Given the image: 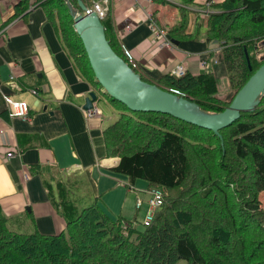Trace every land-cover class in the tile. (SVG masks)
Here are the masks:
<instances>
[{"label":"trees","instance_id":"trees-1","mask_svg":"<svg viewBox=\"0 0 264 264\" xmlns=\"http://www.w3.org/2000/svg\"><path fill=\"white\" fill-rule=\"evenodd\" d=\"M30 1L20 0L21 7L27 9ZM69 1L78 8L77 0ZM80 1L90 7L96 0ZM152 1L179 8L182 17L169 33L171 40L220 45L234 93L264 63V0L204 6L207 17L197 14L190 34L189 8L195 0ZM32 3L44 9L65 50L95 83L64 0ZM109 15L101 21L106 40L124 59ZM205 64L196 75L168 74L157 83L141 79L179 91L206 113H220L233 98L229 102L217 98V79L209 62ZM108 99L120 112L102 132L106 155L119 158L109 170L127 177L131 186L141 180L147 190L164 191V203L153 222L137 231L121 217L112 221L96 202L77 213L65 198V193L73 194L65 188L69 179L58 178V192L49 182L44 187L49 200L61 208L64 230L55 235L16 233L0 207V264H264V209L258 201L264 192V95L253 112L242 113L219 131L222 142L210 130L162 113L132 112Z\"/></svg>","mask_w":264,"mask_h":264},{"label":"crops","instance_id":"crops-1","mask_svg":"<svg viewBox=\"0 0 264 264\" xmlns=\"http://www.w3.org/2000/svg\"><path fill=\"white\" fill-rule=\"evenodd\" d=\"M204 2L195 0L189 8L186 33L193 31L197 14L206 12ZM25 7L20 0H0V128L4 130L0 136V207L16 233L35 230L55 235L64 230L66 221L61 208L47 197L44 182L58 192L55 175L63 179L84 176L87 184L74 179L73 186L91 190L100 199L99 193L109 189L104 181L117 174L109 169L119 158L106 155L102 117L87 120L81 110L89 93H99L97 81L92 82L65 50L44 9L32 0ZM165 7L152 0H109L117 40L129 49L142 77L156 83L176 65L196 75L208 61L218 82L217 98L227 102L231 90L219 44L189 40L175 45L169 33L179 26L182 16L164 13ZM156 29L166 32L175 50L161 45ZM222 78L226 79L225 92L220 93ZM7 98L26 103V119L9 117ZM9 152L15 156L8 158Z\"/></svg>","mask_w":264,"mask_h":264},{"label":"water","instance_id":"water-1","mask_svg":"<svg viewBox=\"0 0 264 264\" xmlns=\"http://www.w3.org/2000/svg\"><path fill=\"white\" fill-rule=\"evenodd\" d=\"M64 3L74 21L73 29L81 41L88 64L103 95L121 103L128 110L162 113L210 130L221 139L220 130L232 125L242 113L253 112L259 106L260 98L264 95V63L235 93L228 107L220 113L209 114L193 101L166 91L154 83L143 81L140 74L113 52L106 40L101 21L95 14L82 16L85 6L80 0H77L78 8L69 0H64ZM173 43L177 45V42ZM96 100L97 95L89 93L84 109H90Z\"/></svg>","mask_w":264,"mask_h":264},{"label":"rangeland","instance_id":"rangeland-1","mask_svg":"<svg viewBox=\"0 0 264 264\" xmlns=\"http://www.w3.org/2000/svg\"><path fill=\"white\" fill-rule=\"evenodd\" d=\"M171 11L176 13V18L179 17V8L167 4L164 13L168 14ZM175 49L176 48L174 45V50ZM225 80V78H222L219 81L220 93L224 91V83L226 82ZM97 94H99V96L96 102V107L101 111L103 128L105 129L108 125L113 124L118 119L120 112L111 104L107 96H104L103 93L101 94L97 92ZM234 94V91L231 90L229 96L227 97V102H229V100L234 97ZM58 178L60 177L58 176ZM73 178L76 179V177ZM60 179H62L64 182L69 179V183L67 186H65V188L69 191H72L73 194L69 193L67 196H65V198H68L72 205L76 206L80 210L96 202L98 208L112 221H116L117 218L121 217L125 220H128L132 227L137 231H143L145 229L143 222L145 219V212L148 207L145 202L148 200L149 195L147 193V184L144 181L139 180L135 185H133V187H131L127 177L123 176L122 174H111V179L104 181L109 189L105 193H99L101 198L98 199V197L95 196L91 190L86 191L82 186H73L72 184L75 182L74 179L70 177H65V179L61 177ZM76 180L82 184H87L88 181L87 177L84 176H80ZM258 199L260 202V207L264 209V192L259 195ZM138 202H142L140 209L136 208ZM176 264H186V262L179 261Z\"/></svg>","mask_w":264,"mask_h":264},{"label":"built area","instance_id":"built-area-1","mask_svg":"<svg viewBox=\"0 0 264 264\" xmlns=\"http://www.w3.org/2000/svg\"><path fill=\"white\" fill-rule=\"evenodd\" d=\"M108 4H109V0H98L96 2H93L90 8H86L84 11V14L86 15H90V14H95L99 19H103L105 18L107 11H108ZM127 31L130 30V27H127L126 29ZM158 33V34H157ZM156 38L161 40V45L169 50H174V46L171 42V40L168 38V35L166 34L165 31L156 29ZM120 47H121V51L124 55V57L127 59L128 64L131 65L132 68L134 69H139V66L135 63V61L133 60L129 49H127L125 47L124 44L120 43ZM185 70L182 66L180 65H176L174 66L172 69H170L169 74L176 76V77H181L185 74ZM169 91L175 95H180V92L175 90V89H169ZM32 94H36V92L33 90L31 91ZM6 101V107L8 110V115L10 118H23L26 119L27 117V105L25 102H15L10 98L5 99ZM83 113L85 115V117L88 120H91L93 118H95L96 116H98V112L96 110V108L91 109V110H83ZM4 134V130L0 128V136H2ZM8 158H12L13 156H15L12 152H9L6 155ZM149 200L147 202L148 204V210L144 219V225L145 226H149L155 215L156 212L158 211V209H160V207L163 205L164 203V195L163 192L159 189H152L149 191ZM140 202L137 203V207H140Z\"/></svg>","mask_w":264,"mask_h":264}]
</instances>
